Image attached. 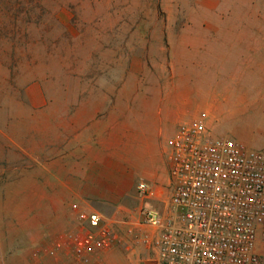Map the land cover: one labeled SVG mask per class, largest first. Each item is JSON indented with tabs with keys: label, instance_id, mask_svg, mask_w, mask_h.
Wrapping results in <instances>:
<instances>
[{
	"label": "rangeland",
	"instance_id": "obj_1",
	"mask_svg": "<svg viewBox=\"0 0 264 264\" xmlns=\"http://www.w3.org/2000/svg\"><path fill=\"white\" fill-rule=\"evenodd\" d=\"M151 86L175 87L215 136L264 149V0H0V134L29 101L69 118V102ZM138 205L99 213L136 219ZM121 235L110 254L151 264L143 232Z\"/></svg>",
	"mask_w": 264,
	"mask_h": 264
},
{
	"label": "crops",
	"instance_id": "obj_2",
	"mask_svg": "<svg viewBox=\"0 0 264 264\" xmlns=\"http://www.w3.org/2000/svg\"><path fill=\"white\" fill-rule=\"evenodd\" d=\"M128 89L115 100L69 102V118L44 99L22 104V116L8 112L0 134V264H128L109 252L78 260L68 236L82 213L116 209L139 182H160L153 187L160 194L167 140L200 116L175 87Z\"/></svg>",
	"mask_w": 264,
	"mask_h": 264
},
{
	"label": "built area",
	"instance_id": "obj_3",
	"mask_svg": "<svg viewBox=\"0 0 264 264\" xmlns=\"http://www.w3.org/2000/svg\"><path fill=\"white\" fill-rule=\"evenodd\" d=\"M204 118L166 142L164 210L152 205L153 186L140 182L136 219L82 213L68 236L78 260L125 245V229L143 232L151 264H264V149L215 136Z\"/></svg>",
	"mask_w": 264,
	"mask_h": 264
}]
</instances>
